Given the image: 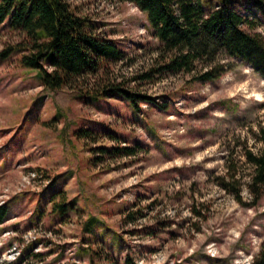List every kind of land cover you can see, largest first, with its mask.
Masks as SVG:
<instances>
[{
	"label": "rangeland",
	"instance_id": "1",
	"mask_svg": "<svg viewBox=\"0 0 264 264\" xmlns=\"http://www.w3.org/2000/svg\"><path fill=\"white\" fill-rule=\"evenodd\" d=\"M71 4L132 59L117 74L132 77L153 65L160 42L133 4ZM241 12L264 35L261 14ZM21 44L24 34L7 21L0 53ZM24 55L0 61V206L10 210L0 226V264L253 263L264 247V197L252 205L245 152L262 149L260 74L221 56L228 68L218 81L178 74L142 84L167 110L144 105L137 112L122 97L44 88L38 72L21 65ZM117 146L138 154L96 163L99 148ZM232 162L245 206L219 186ZM139 211L143 217L130 222Z\"/></svg>",
	"mask_w": 264,
	"mask_h": 264
},
{
	"label": "trees",
	"instance_id": "2",
	"mask_svg": "<svg viewBox=\"0 0 264 264\" xmlns=\"http://www.w3.org/2000/svg\"><path fill=\"white\" fill-rule=\"evenodd\" d=\"M72 1L0 0V28L8 21L11 30L26 38V44L2 51L0 61L14 53H25L21 65L38 72L44 88H66L95 98L122 97L137 112L144 105L167 110L158 98L141 92L142 84L159 83L178 74L193 75L195 82L218 81L228 68L221 56L245 62L264 78V35L256 31L254 20L241 12L257 11L264 19V0H119L133 4L147 16L153 37L160 42L153 65L132 77L115 71L119 64L131 67L132 59L89 17L79 15ZM256 135L262 149L258 154L245 152L246 163L253 169L247 182L253 206L264 197V126ZM79 136L95 135L83 131ZM112 139L116 141L114 136ZM97 151L102 156L96 157V163L138 154L135 147H105ZM227 178H221L219 186L245 206L234 162L227 166ZM9 215L8 206L1 205L0 226ZM138 216L143 217L142 212L133 213L128 219L134 222ZM252 264H264V247Z\"/></svg>",
	"mask_w": 264,
	"mask_h": 264
}]
</instances>
